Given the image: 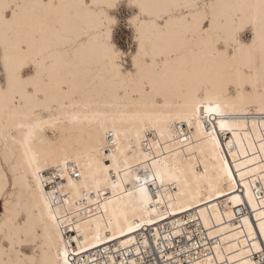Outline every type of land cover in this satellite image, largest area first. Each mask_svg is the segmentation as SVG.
Returning a JSON list of instances; mask_svg holds the SVG:
<instances>
[{"label": "bare ground", "instance_id": "bare-ground-1", "mask_svg": "<svg viewBox=\"0 0 264 264\" xmlns=\"http://www.w3.org/2000/svg\"><path fill=\"white\" fill-rule=\"evenodd\" d=\"M198 2L209 5V14H216L220 31L226 34L232 21L239 23L255 12L240 6L259 0ZM123 3L131 8V18L138 14L128 0L119 6ZM119 6L109 10V15ZM32 17L35 31L41 34L35 51L48 62L52 77L51 110H44L42 116L55 123L56 131L44 126V131H35L29 140V128L17 125L34 121L0 113V181L14 173L21 184L17 193L23 190L25 201L35 206L37 224L42 229L47 226L38 253L43 264H64L65 252L68 264H141L150 248L160 253L162 262L166 256L164 264H243L244 260L260 264L264 257L250 246L264 248L260 231L264 219V87L255 96L237 99L235 88L223 90L221 62L211 50L198 46L191 37L188 43L177 38L171 44L156 43L154 95L158 99L153 103L132 90L119 91L102 49L98 44L81 48L70 24L57 34L41 10ZM112 43L119 50L113 39ZM2 56L0 48V63ZM194 96L205 107L192 117ZM209 103H219L220 113L209 114ZM157 129L164 130L163 139ZM113 130L120 133L122 144L134 146L137 157L115 195L105 185L99 197L83 188L77 193L56 175L52 162L58 155L86 154L102 139L111 145ZM177 130L182 135L177 136ZM184 137L187 143L175 142ZM157 143L161 145L159 155L150 147ZM165 145L171 151H165ZM33 153L42 165L43 193L56 222L48 219V208L35 188L29 192L25 187L34 183L29 166ZM225 169L231 171V179ZM157 171L163 174V183L155 176ZM141 186L146 193H141ZM193 239L200 242L190 246L187 242ZM167 248L173 250L166 253ZM154 261L159 264L156 257Z\"/></svg>", "mask_w": 264, "mask_h": 264}, {"label": "snow or ice", "instance_id": "snow-or-ice-1", "mask_svg": "<svg viewBox=\"0 0 264 264\" xmlns=\"http://www.w3.org/2000/svg\"><path fill=\"white\" fill-rule=\"evenodd\" d=\"M121 2L122 0H71L65 3L62 0L56 3L55 0H39L38 3L13 4L0 0V48L3 49L0 63V113L34 121L33 124L17 125L18 128H29V140L35 131H44V126L56 131L55 123L42 116L44 110H51L52 77L48 72V62L40 58L42 53L37 54L35 51L41 35L32 24V14L36 10L45 13L50 30L57 34L64 30L66 24H70L75 41L81 48L98 44L116 82V88L125 93L132 90L142 97L150 98L153 103L158 99L154 95L157 86L156 43L171 44L177 38L188 43L191 37L198 46L211 50L213 56L221 62L223 90L226 92L235 88L237 99L255 96L264 87V0H259L256 4L241 5L240 7L255 9L254 14L242 17L239 23L232 21L226 34L220 31L216 14H209V5L201 6L198 0H128L130 6L139 10L128 21L135 31L137 44V51L131 56L132 70L125 69L124 53L112 43L113 29L118 21L109 15V10L116 9ZM163 99L166 103V97ZM261 99L264 100V93L261 94ZM204 107L201 100L194 96L191 104L192 117ZM206 111L209 114H219V103L214 106L209 103ZM191 126L189 117V127ZM224 127L221 123V128ZM157 130L163 139L164 130ZM112 135L111 145L102 139L86 154L70 155L65 152L58 155L52 162L56 175L66 179L67 185L77 193L83 188L95 191L99 197L102 194L101 186L105 185L110 186L115 195V189L122 187L121 181L130 175L131 161L137 157L131 143H121L119 132L113 130ZM179 135L182 133L177 130V136ZM136 139H141L139 132ZM168 139L173 137L169 135ZM175 142L187 143V137ZM50 143H55V140ZM150 147L156 148L157 155L160 154V144ZM164 150L171 151L167 145ZM140 154L144 159L150 158L144 153ZM47 163L46 160L45 164ZM29 166L32 168L34 183L30 182L25 187L29 192L35 188L44 206L48 208V219L56 222L57 217L51 214L43 193L44 182L39 175L42 165L35 153L29 159ZM153 167H156V163H153ZM225 171L231 179V171ZM73 172L79 180L73 179ZM155 176L161 179V183L164 182L162 173L157 171ZM18 188H21V184L14 173L12 177L5 175L3 181H0V264H43L38 253L41 240L46 238L48 229L46 225L42 229L37 224L34 218L35 206L25 201L23 190L17 193ZM140 191L146 193L143 186ZM235 200L239 202V197ZM97 203L99 204L98 200ZM261 217H264V213H261ZM131 230L130 228L129 231ZM260 231L264 233V219L261 220ZM42 232L45 234L43 237ZM249 234L251 235V231ZM250 248H255L264 257V248L256 244H252ZM64 256V264H68L66 252ZM243 264H253V261L244 260ZM260 264H264V259Z\"/></svg>", "mask_w": 264, "mask_h": 264}, {"label": "rangeland", "instance_id": "rangeland-1", "mask_svg": "<svg viewBox=\"0 0 264 264\" xmlns=\"http://www.w3.org/2000/svg\"><path fill=\"white\" fill-rule=\"evenodd\" d=\"M114 14L116 17L114 16ZM131 15H133L131 8L127 4L125 5L124 3L119 6L117 10L112 12V16L115 17L118 21V23L114 26L113 29V41L115 42V45L119 48V50L125 53V68L128 70L132 68L131 56L135 53L137 49L135 35L133 32L134 29L128 23V21L132 17ZM248 36L250 37V33H248Z\"/></svg>", "mask_w": 264, "mask_h": 264}, {"label": "built area", "instance_id": "built-area-1", "mask_svg": "<svg viewBox=\"0 0 264 264\" xmlns=\"http://www.w3.org/2000/svg\"><path fill=\"white\" fill-rule=\"evenodd\" d=\"M73 178L74 179H79V177H77L75 173L73 174ZM196 242H200V240L199 239H193L192 242L191 241H188L187 243H190V246H191L193 243H196ZM170 250H173V248L172 249L167 248L166 250H164V252L167 253ZM175 250L176 249H174V251ZM177 256L181 258V257H185V254L184 255L183 254H181V255L180 254H177ZM155 257L157 259H159V264H164V262H166V260H167L166 256H164V260L162 262L163 257H161L160 253H158L155 249L150 248L148 254L145 255V263H141V264H156L155 261H154V258ZM256 258L258 259V256H256ZM139 259L140 260H143L141 258H139Z\"/></svg>", "mask_w": 264, "mask_h": 264}]
</instances>
